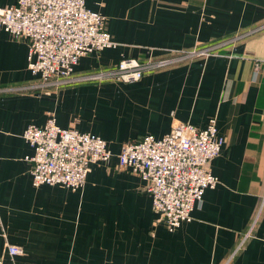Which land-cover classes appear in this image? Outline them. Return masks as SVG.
Segmentation results:
<instances>
[{"label": "crops", "instance_id": "obj_1", "mask_svg": "<svg viewBox=\"0 0 264 264\" xmlns=\"http://www.w3.org/2000/svg\"><path fill=\"white\" fill-rule=\"evenodd\" d=\"M84 2L105 16L116 45L80 57L76 75L223 43L131 82L21 91L38 79L28 44L0 30V258L9 260L13 244L22 249L16 264H264V0ZM49 115L100 136L113 153L76 190L32 183L33 149L22 133ZM211 117L224 138L208 165L218 183L190 220L168 230L145 180L118 167L117 154L125 142L161 137L178 122L202 128Z\"/></svg>", "mask_w": 264, "mask_h": 264}, {"label": "built area", "instance_id": "obj_2", "mask_svg": "<svg viewBox=\"0 0 264 264\" xmlns=\"http://www.w3.org/2000/svg\"><path fill=\"white\" fill-rule=\"evenodd\" d=\"M105 23V16L87 8L84 0H15L11 5L0 6V30L26 40L28 68L38 77L37 82L15 89L48 92L66 84L109 78L131 82L146 72L212 54L223 43L169 50L167 55L144 60L127 57L113 68L76 75L75 65L80 57L116 45ZM22 136L33 149L26 159L31 163L34 185L76 190L85 182L92 164L108 162L113 155L103 138L61 127L53 115L42 125H28ZM223 143L214 117L202 128L178 122L161 137L146 134L123 143L117 164L145 180V190L159 221L174 230L191 219V211L205 189L218 183L208 165L219 155ZM6 252L9 260L0 258V264H16L14 257L22 249L7 244Z\"/></svg>", "mask_w": 264, "mask_h": 264}]
</instances>
